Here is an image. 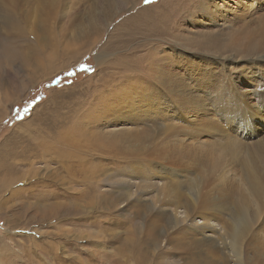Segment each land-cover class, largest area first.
<instances>
[{
	"label": "rangeland",
	"instance_id": "obj_1",
	"mask_svg": "<svg viewBox=\"0 0 264 264\" xmlns=\"http://www.w3.org/2000/svg\"><path fill=\"white\" fill-rule=\"evenodd\" d=\"M18 2L24 10L22 27L30 34L26 15L41 9L36 13L37 37L28 34L14 42V55L5 54L0 41V264H198L199 254L220 262L226 252L233 254L230 245L223 254L209 253L205 246L197 254L187 241L194 235L186 228L189 222L172 223L170 202L191 204L189 213L212 212L216 221L230 220L232 204L246 194L244 159L258 152L264 159V120L260 133L253 131L248 116L242 120L240 125L251 130L245 128V138L232 134L219 111L190 109L182 111L181 121L170 117L179 111L181 81L196 92L187 76L193 72L188 60L208 58L210 68L239 94V102L264 89V49L259 51L262 60L250 54L262 45L254 24L264 0H59L51 17L45 16L40 1ZM205 3L211 10L202 12L198 7ZM3 4L0 0V14ZM95 12L104 19L98 30L69 35L71 23L88 24L86 18ZM244 32H251L248 46L236 50L230 38ZM196 34L200 43L186 44ZM209 36L224 38L222 46L229 47L201 53L197 48ZM30 43L36 47L28 51ZM66 43L70 47L65 50ZM37 44L45 46L40 54ZM157 58L162 70L155 67ZM141 99L149 100L148 107ZM161 99L167 103L159 105ZM169 119L172 130L166 133L173 135L164 137L158 126ZM120 127L153 130L138 141L118 137V145L111 146L106 136ZM128 167L144 177L154 175L156 186L172 184L176 197L160 195L155 208L141 206L127 175L124 184L110 178ZM194 180L195 195H188L186 185ZM127 189L133 195L121 197ZM248 202L247 213L259 221L253 223L251 217L239 259L258 264L264 261V199L258 200L257 209ZM56 205L59 210L52 217L42 213V208ZM177 210L183 215L182 207Z\"/></svg>",
	"mask_w": 264,
	"mask_h": 264
},
{
	"label": "bare ground",
	"instance_id": "obj_2",
	"mask_svg": "<svg viewBox=\"0 0 264 264\" xmlns=\"http://www.w3.org/2000/svg\"><path fill=\"white\" fill-rule=\"evenodd\" d=\"M11 1L12 0H3V2H5V4H3L2 12H1L3 14H0L1 16H3L2 19L0 20V22L3 23L2 28H0V34H2V35H0V41L3 43L2 49H3V51H5V54H7V55L9 53H10L9 55H11V53H12V55H14L15 50H16V46H15L14 42L19 41L20 39H23L24 35L30 34L29 32H27L26 30L23 29V27H22L23 24H21L22 21L24 20V14H23L24 10L21 8L20 3L18 2V1H21V0H14L15 7L11 3ZM37 1H40L42 6H43L42 8L46 9V11L44 9L46 17H51L55 13V10L57 9V4L59 3V0H37ZM101 3H103V2H101ZM198 8L202 12H205L206 10H209V11L211 10L209 3H205L204 5H202V6L198 7ZM40 9H41L40 7H36L35 12L33 14L31 13V11L28 12V14H32L33 15L31 17H29L28 14L26 15L27 16V18H26L27 22L29 23V27L27 29L31 32L29 37H32V35L34 37H37V35H38L37 34L38 33L37 32L38 29L36 28V24H37V21H39V20H37L36 13L38 14ZM253 12H255V11H253ZM96 13L97 12L90 13L88 18H86L87 21H88V24L74 23L75 24L74 25V24L71 23L70 26L72 27V25H73V28L71 29L69 35L71 36L74 33V34L77 35V37L78 36H83V35H85L86 33H88L90 31L91 27H95V30H98V28L100 27V24H104V19H102L101 16L97 15ZM11 15H13V17H11ZM92 16H94V17L92 18ZM257 16H258V23L254 24V26L257 25L256 29L254 31L260 34V37L262 39V45H260L257 48H255L250 54H256L255 58L259 61V60H262V57H261V54L259 53V51L264 49V8H263V10L259 11V13H257ZM5 17H7L6 20H5ZM10 17H11V21H8V20H10L9 19ZM42 18H45V17H42ZM248 21H250V22L252 21V18L250 16H248ZM67 26H69V24ZM72 31H74V32L72 33ZM67 33H69V32H67ZM217 33H220V32H217ZM250 33L251 32H244L241 35L239 33V35H237L236 37L230 38V42H232L233 44L236 45V50L241 48V47L246 48L248 46ZM4 34H5V37L3 36ZM54 34H55V32H54ZM218 35H220V34H218ZM199 36L197 35L194 41L190 40L186 44H191V42L200 43V37ZM203 36L201 38H206L207 37V36L206 37H203ZM234 36H235V34H234ZM48 38L49 37L46 36V37H42L41 39L46 41ZM37 39L40 41L39 38H37ZM51 39H53V38H51ZM223 40H224V38H221L220 36H217V37L216 36H209L208 40L205 43L201 42L203 47L202 48H197V50H202L201 53H209V52H211V49L213 50L214 47H218L219 49H222V50L223 49H227L229 47V44H227L226 46H222L221 42ZM50 43L52 44V40H51ZM62 44H63V42H62ZM223 44H225V43H223ZM13 46H14V48H13ZM35 47L36 46L33 45V43H30L29 46H27L26 48L29 51V50H34ZM37 47L38 48H36V49H39V54H40V52L43 51L42 50L43 47H45V46H43V45H39L38 46V44H37ZM68 47H70V44L66 43L65 46H64V49L66 50ZM53 49H54V46H53ZM236 50L232 49V48L229 49V51H233V52H236ZM49 54H50V56H53V50H51V52H49ZM232 54H234V53L227 54V55H229L231 57ZM154 64H155L156 68L161 69V67H160V59L159 58H157L155 60ZM187 65H190V67L193 69V72L189 73L187 76L193 80L192 82H194V84L192 86L196 89V92H192L190 89L188 90L186 88L187 86H189L188 83L185 82V81H181L182 97L180 98V100H181L180 103L181 104L179 106V111H178V113L177 112H173L172 115H171L172 117H170V118L178 119L179 121H181V120H183V119H180V117L183 114L182 111L190 110V109H193V110L196 109V110H199V111L200 110H204V109H209V112L212 113V114H213V112H217V111L220 112L221 117L225 121H228V127H231L230 130H231L233 135H235V134L239 135L240 134L242 137H245L246 134H244V130H246L245 128H247V126L243 125V127H242L240 125V123H241L242 120L247 118V116L249 117L248 119L251 120L252 128H253V131H255V133H260L263 130L261 125L263 124V120H264V89L258 91L255 94H253L252 95V97H253L252 99H246L245 100L244 98L240 97L241 98V102H239V94L237 92H233V89H231L229 87L230 84L227 83V81L224 79V77L220 73L214 72L210 68V61H209L208 58H205V59L197 61V62L193 61V60L192 61L188 60L187 61ZM251 67H252V65L249 66V71H252ZM260 70L262 71V73H264V64H261ZM254 72H255V70H253L251 72V74L253 75ZM192 86L189 87V88H192ZM263 88H264V85H263ZM153 92L157 93V92H159V89L158 88H154ZM244 100L246 102H244ZM140 101L145 105V107H148L149 100L141 99ZM247 102H248V104H247ZM166 103H167L166 99H161L159 101V105H165ZM152 118L153 117H151V119ZM131 119H134V118H131ZM139 119H134L132 122L139 121ZM169 120L170 121H167V123H164L163 120H161V122L159 123V126H158V128L162 131V132H160V134H162V136H164V137L173 135L172 133H169V135L166 133V132H169V131L171 132V130H172V129L169 130L170 129L169 126L172 124V120L171 119H169ZM154 122H155V120H154ZM104 123H105V121H104ZM109 126H111V125H109ZM152 130H153L152 127H151V129L150 128L149 129L143 128L140 132H137V130H133V129L126 130V128H123V127L121 128L120 127L119 129H117V128L113 129V130L111 129L106 137H107V141L110 142L111 146L112 145H116L117 146L118 145V137L126 138V139L129 138V141H131V137L133 136L138 141L139 140L138 138H140L139 137L140 135L149 134V132H151ZM104 131H106V130H104ZM247 131H251L249 127L247 128ZM96 132L98 133L99 131H96ZM101 132H103V130ZM101 132H99V133H101ZM62 136H64V135H62ZM210 136H211V134H210ZM229 138H230V136H229ZM230 139L231 140H230V143L228 142L229 143L228 147H230V146L232 147V145H233V140H232V138H230ZM99 140L100 139H98V141ZM182 140H184V139H182ZM102 142H103V140H102ZM219 142L221 143L222 141H219ZM55 143H57V142H55ZM203 143H205V141ZM92 144H94V143H92ZM223 144H226V142L223 143ZM206 145H207V143L205 144V147L208 146V145L207 146ZM215 147H216V145H215ZM231 147H230V149H231ZM54 150H56V149H54ZM46 153H48V152H46ZM52 153H53V151H52ZM261 155H263V154H261V152H258L257 155H255L253 157H249V159H244V167H245V169L242 172V175H243L244 179L248 183V185H246L247 186L246 194L242 195V196H240L238 198V201H240V202L235 203V205L232 204L235 209H233V211H231L230 214L228 213L229 217H230V220L226 219V221L222 222L223 219H221L220 221L219 220L216 221L213 218V216H212L213 215L212 212H208L207 215H202V214H204L202 212H201L202 214H193V212L189 213L190 211L188 212L187 208H189V206L191 204L189 205L188 203L181 202L180 200H176V201L173 200V201L170 202V205H174V207H172L170 209V212H169L171 214V216L173 217L172 223L173 224H175V223H183L184 221H188L189 222V227H186V228L189 231V235H190V233L194 234L193 235L194 238L192 237V239H189V238H191V237H189L188 238L189 240H187V241L192 246L191 249H197V254L199 252V249L203 248L204 246L207 247L206 249H207V251H209V253L210 252H213V253L217 252V253H221V254H223L224 248H226L227 245H230L232 247L231 250H232L233 254H231L230 252H226L225 256L222 255L219 258L220 260L224 259L223 262L222 261L221 262L220 261H215L212 258L214 256H212V257L210 256V258L207 259L206 256L202 257L199 254V255H197L198 258H199L198 259V261H199L198 264H245L243 262H240L239 258L242 255V249H243L242 245H244L243 243H244L245 239L247 238V236L249 235V233L251 232L250 230L252 229L250 227V225L252 224V223H250L251 217H254L251 220V222L257 223L259 221V217L258 216H255V215L247 213V212H249L248 210H251V209H248V206H249L248 204L250 203V202H248V200H252L254 203H251V204L257 209V208L260 207V204H257L258 200L260 201V199L261 200L264 199V159H262L263 156H261ZM61 160H63V159H61ZM85 161H83V162H85ZM84 165H85V163H84ZM82 170L80 172H82ZM211 170H212V168H211ZM219 170L220 169H218V171ZM167 172H169V171H167ZM139 174H140V176H139ZM114 175H116V176L115 177L114 176L113 177L110 176L111 180L115 179L117 177V179L119 178L118 181L119 180L122 181L123 184L125 182L128 183L131 180L134 183L135 189H136V190H134L135 192H133V193L136 194L138 200H139V198H141L140 201L143 200V202L140 203V204H142L141 206H147V207H149V209H153L157 205H159V203H160L159 196L160 195L167 196V197H170L172 199L176 197L177 188L175 186H173L172 184H168V183H158V185L156 186L155 181L151 180L154 177V175H152L151 177H144L143 172L137 171V168L134 169V168L128 167V169H126L124 172L118 173V174H114ZM118 175H120V176H118ZM123 175H127L129 181L126 180L123 177ZM86 176H87V174H86ZM168 177H169V175H168ZM91 178H93V177H91ZM157 181H156V183H157ZM96 182H98L97 179H96ZM145 184H146V187H145ZM117 186H119V185H117ZM129 186H130V184H129ZM132 186H133V184H132ZM186 186H187L186 188L188 190V195L189 194L190 195H195L194 189H196L197 182H195V180H194V182H192L191 184L188 183ZM122 191H123V189H122ZM132 195L133 194L130 192V190L127 189L126 191L121 193L120 196L123 197V198H127V196L129 197V196H132ZM241 197H243L244 200L241 199ZM252 205H251V207H252ZM57 206L58 205L54 206V208L53 207H44V208H42V213L45 214V216L48 215V216L52 217L59 210L57 208ZM179 207L183 208V212H182L183 215L182 214H177V212H178L177 208H179ZM158 209L164 210L163 208H158ZM223 209H224V207H223ZM164 211H166V210H164ZM227 211L228 210H226V213H227ZM164 216H165V214H164ZM155 228H152V230L153 229L155 230ZM167 228H169V227H167ZM146 231H149V229L146 230ZM190 236H192V235H190ZM263 246L264 245H262V247ZM133 247H134V245H133ZM137 249H139V248H137ZM260 250H259V254L261 253ZM201 258H204V260H201ZM260 260H261V258H260ZM261 261H263V259ZM259 263L260 264H264V261L263 262L259 261Z\"/></svg>",
	"mask_w": 264,
	"mask_h": 264
},
{
	"label": "trees",
	"instance_id": "obj_3",
	"mask_svg": "<svg viewBox=\"0 0 264 264\" xmlns=\"http://www.w3.org/2000/svg\"><path fill=\"white\" fill-rule=\"evenodd\" d=\"M87 61H88V60L85 59V64H84V67H85V68L88 67V66H90V65H86V62H87ZM66 74H67V73H66ZM67 75H68V74H67ZM57 77H58V76H57ZM57 77H56V78H57Z\"/></svg>",
	"mask_w": 264,
	"mask_h": 264
}]
</instances>
